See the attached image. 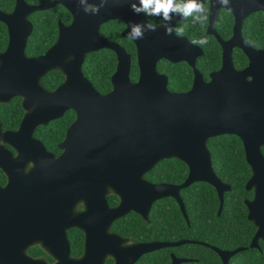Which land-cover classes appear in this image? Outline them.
<instances>
[{"label":"water","instance_id":"1","mask_svg":"<svg viewBox=\"0 0 264 264\" xmlns=\"http://www.w3.org/2000/svg\"><path fill=\"white\" fill-rule=\"evenodd\" d=\"M209 1L207 34L215 36L223 48L222 68L210 75L209 82L197 68V61L204 55V50L186 36L165 35L164 28L159 26L155 32L146 31L143 39H131L137 47L139 67V80H131L132 54L119 43L105 38L101 27L110 21L120 20L126 25L122 37L129 38L130 22H150L144 13L137 15L132 11L131 3L136 0H107L95 15L85 12L84 6L87 3L98 6L100 0H85V4L80 0H55L47 6H30L25 0H17L13 13L0 10V22L8 27L10 36L8 48L0 54V103L9 102L14 97L23 99L27 113L17 134L19 139L22 135L28 136L25 147L30 154H49L34 138L35 130L63 117L67 110L72 109L78 117L69 130L65 145L75 147L76 139L83 137L84 155H94L99 153V149H106L113 181L121 189H128L127 193L119 190L121 207L114 211L118 215L138 206L146 216L155 199L175 195L179 198L180 189L194 182L219 185L208 141L222 135H236L244 141L248 161L254 171L251 181L260 177V184L254 182V187H264V156L261 152L264 146V50L253 48L242 34L244 21L254 13L264 12V0H229L227 6H222L218 0ZM58 4L73 14L72 24L60 26L58 41L44 56L29 58L26 48L34 30L30 15ZM222 9L235 18L234 35L228 41L223 40L216 29ZM183 20L174 15L172 25L176 27ZM234 48L241 49L249 59V65L243 70L235 67ZM102 49L113 51L118 59L117 70L112 76L113 91L106 95L101 94L83 73L86 57ZM161 60L186 62L194 69V83L189 92L173 93L169 90L168 76L158 72ZM56 70L64 74L65 82L56 90L49 91L42 86L41 80ZM111 142L137 150L132 157L120 159ZM174 158L190 167V175L184 185H153L146 181L145 175L159 162ZM13 185L2 192L11 194L16 190ZM18 195H11L14 200L9 208L0 201V227L10 229L7 233L9 238L0 239V245H8L4 252L15 251L12 260L23 248L36 244L31 238L30 241L22 240V236L28 237L23 233L24 229L29 225L30 229L40 227L36 222H23L26 217L22 215L24 210L21 206L27 201L20 193ZM134 195L147 198L146 208L139 206L140 200H134ZM56 212L58 210L52 212L54 216ZM37 219L46 218L40 216L34 220ZM255 219L264 220V212ZM41 224L61 226L62 222ZM256 224L260 228L257 240H264V222ZM113 238L121 241L117 236ZM132 248L138 254L145 251L140 246ZM92 251V247H87V255L78 264H90ZM117 255L116 264L119 259L128 258L124 249H120ZM1 257L0 247V264H6L1 262L5 259Z\"/></svg>","mask_w":264,"mask_h":264},{"label":"flooded vegetation","instance_id":"2","mask_svg":"<svg viewBox=\"0 0 264 264\" xmlns=\"http://www.w3.org/2000/svg\"><path fill=\"white\" fill-rule=\"evenodd\" d=\"M54 1L55 0H50L48 3L42 5L30 4L27 1L26 3L30 6H47L52 4ZM58 6H62L63 8H65L69 12L71 17V20L68 23H65L63 21L58 22L59 39L60 26H70L74 20L73 14L64 5L61 4L41 11H48ZM14 10L8 14L13 13ZM33 14H31L30 17ZM146 19L150 21L147 16ZM162 23L163 19L159 23L153 24L160 25ZM179 23H177L176 27ZM234 27L235 18L232 36L229 39H223L219 34L218 35L225 41L230 40L234 35ZM56 42L43 55L35 57H30L27 54L26 55L29 58H38L44 56L56 44ZM219 44L222 48L220 42ZM8 45L9 41L6 49L8 48ZM236 49L239 48L233 49V60ZM5 51L0 52V54L4 53ZM221 68L222 66L220 67V69ZM219 70L213 71L212 73ZM50 73H48L46 76H48ZM212 73H210V75ZM160 74L168 76L164 73ZM210 75L208 79H206L203 75L206 82L210 81ZM45 77L42 78L41 84L45 89H47L42 83ZM138 80L139 77L136 81H132L137 82ZM64 82L65 79L57 88H59ZM57 88L47 90L53 91ZM190 90L185 92L170 91L173 93H186ZM112 91L113 84L111 91L100 93L106 95ZM16 99L21 100V110L23 111L22 115L20 111L16 112L17 110H14V112H11L12 114L14 113L13 117L12 114L9 118H4L3 116L0 117V201H4L5 206L9 208L11 205H13L14 200L11 195H18L20 193V196L27 201L26 203H22L21 206V208L24 210L22 215L26 217L23 222H29V224L30 222H36L40 224V227H33L32 229H30L29 225V227H26L24 229L25 232L23 233H26L29 238L24 235L22 236V240L29 239L30 241L31 238L33 242L36 241V244L28 245L20 252L16 251L19 254L16 255L13 260L12 257L14 256L15 251L7 250L4 252V248L8 247V245L1 244V255H3V257L1 258H5L1 260L2 263L78 264L79 262H81V259H83L87 255V247L88 249L90 247H92L93 249V251L91 252L90 264H116V258L118 256L117 252L120 251V249H124L127 251L128 258L119 259L118 264H159L160 257L163 262V257H165L166 260L167 255H169L170 257V264H174V262H176L175 264H209L211 260L220 262V264H231V261L234 260L242 252L254 250L260 252L261 254H264V240H257L260 228L256 224V222H264V220L255 219L256 216L261 215L262 211L264 212V187H254L256 185L254 182L260 184L261 180L260 177H258L256 181H251L254 176L253 167L248 161L245 143L238 136L222 135L212 139L225 136L238 137L241 140L244 148V158L246 164L248 165V169L242 167L243 172L241 169H236L233 172H229L225 169V167L219 168L214 162L212 153L209 149L211 153L213 169L216 173V179L219 185L215 187L213 184L204 181L194 182L187 188L180 189L177 195L179 198L175 197V195L155 199L151 203L146 216L139 211L138 206L136 207V209H132L128 212H124L118 215L114 211L121 207L122 199L119 195V190L123 192L125 191L127 193L128 189H121L113 181L111 166L107 163V156L105 155L106 149L101 148L98 150L99 153L94 155H84L83 137L76 139L75 147H67L65 145L69 130L78 117L75 110H67L63 117L51 121L47 126H39L35 130L34 138L39 140L44 145L50 155H31L29 149L25 147L26 141L29 140L28 136L22 135L19 139V134H17L20 131L21 124L27 113L23 106V99L21 97H14L9 102L0 103V112L6 107L12 108V105ZM70 111L74 112L75 119L67 127L66 131L64 132L63 138L60 140V142L57 143L55 149L49 148L41 139L36 137V132L39 128L48 127L53 122L63 119ZM19 115H21V118H18ZM212 139H210L209 141H211ZM111 145L113 146L120 159H127L132 157V154L137 150L132 146L130 147L117 145L113 142H111ZM20 148L21 151L19 150ZM261 152L264 156V146L261 147ZM171 160L178 159H166L159 162L153 168V170L145 175L146 181L153 185H168L174 187H180L184 185L189 178L190 167L183 161L182 162L185 163L188 168L187 177L184 181L179 182L177 180V182H158L152 180L149 177L154 172V169L156 167H162L161 165L164 162H168ZM41 178L42 180H40ZM235 182H241L243 184L242 187L238 188ZM13 183L14 185L12 187L16 189L15 191H13L11 194L8 192H2V190H5L9 185H12ZM26 183L29 184L27 185ZM196 184H204L209 186L208 188H206V193L212 200V204L210 205L209 202L205 199L208 205L207 207H205L204 222H208L209 231L207 232L209 233H206L204 235L196 234L194 223L199 222V220L195 218L194 207H190V204L185 201V191L191 189V187ZM133 192L136 193L135 188L133 189ZM30 193H32V197H30ZM133 199H138V201L140 200L139 206L146 208V197L142 195L141 197H137L136 195H134ZM142 200L144 202L141 203ZM168 201L174 202L173 213L180 216V219L175 220L177 222H184L188 226L189 230L192 231L191 234H188L182 239H171L169 237L163 236L162 234H160V236H154L156 233L150 234L147 231V227L152 226L153 222H161L164 211L169 208L166 205ZM30 206L32 207V209H30ZM35 210L40 211L35 212ZM56 210H58V213H54L56 214L55 217L52 212H55ZM211 210H215V217L218 220L217 222L211 220L213 218ZM40 216L45 217L46 219L34 220L35 218ZM45 222H62V225L56 226L50 224H41ZM8 232H10V229L0 227V239L9 238V234H7ZM30 232L32 233V237H30ZM262 233V236H264V229L262 230ZM113 236H117L121 241H116ZM232 239L243 241V244L237 245L236 243H232ZM178 243H180L181 245L168 246L170 244ZM134 246H140L145 251L138 254L133 250L132 247ZM225 258H227L226 261L224 260Z\"/></svg>","mask_w":264,"mask_h":264},{"label":"trees","instance_id":"3","mask_svg":"<svg viewBox=\"0 0 264 264\" xmlns=\"http://www.w3.org/2000/svg\"><path fill=\"white\" fill-rule=\"evenodd\" d=\"M30 4L42 5L48 3L50 0H26ZM206 10L208 19L203 23H193L191 17L180 22L177 27L183 28V34L189 38L190 41H199L206 39L207 43H194L204 49L205 54L199 58L198 69L208 79L210 73L219 70L222 66V48L218 40L207 34L209 25V0H202ZM16 0H0V10L10 13L14 10ZM147 16V15H146ZM152 23H159L162 18L156 16H147ZM34 31L31 35L26 54L30 57L43 55L58 39V22L63 21L68 23L71 20L69 12L62 6L55 7L48 11H39L30 17ZM234 17L233 15L222 10L217 24L218 34L223 39H229L233 34ZM125 24L122 21H110L103 25L102 33L106 38L117 41L129 53L133 54V64L131 77L136 81L139 77V68L137 65V48L132 40L123 38L122 32L125 29ZM244 38L253 46V48L264 50V12H259L251 15L244 22L243 26ZM9 41L7 26L0 22V52L5 51ZM234 61L237 69H243L249 64V60L244 52L236 49L234 53ZM117 56L111 50L103 49L99 52L91 53L84 64L83 72L86 77L94 84L96 89L101 93H106L112 90L111 78L117 70ZM158 71L167 74L169 77V89L173 92H185L191 89L194 80L193 69L185 62L172 63L167 60H161L158 63ZM65 77L59 72H51L46 76L42 83L49 89L57 88ZM21 110V100L16 99L12 108L6 107L0 112V117L9 118L11 112ZM14 113L12 114L13 117ZM19 115L18 118H21ZM75 119V114L70 111L66 116L56 122H53L48 127H41L36 132V137L41 139L49 148L55 149L56 145L64 136L67 127ZM209 149L212 153L214 162L219 168H224L233 172L242 167L248 169L244 158V148L241 140L236 136H225L212 139L208 143ZM162 167H156L154 172L149 176L152 180L158 182H177V180L184 181L187 177L188 168L185 163L179 160H171L164 162ZM236 186L242 187L241 182H235ZM209 186L204 184H196L191 189L185 191V201L190 204V207L195 209V218L199 222H195V232L198 235L209 233L208 222L205 220V207L207 202L212 204V200L206 193V188ZM169 208L163 213L161 222H153L152 226L147 227V231L154 236L162 234L163 236L175 239H182L191 234L188 226L184 222H177L175 219H180L179 215L173 213L174 202L168 201L166 204ZM213 218L211 220L218 221L215 217V210H211ZM222 223V222H220ZM173 239V240H175ZM242 242V243H241ZM232 243L242 245L243 241L232 239ZM169 255L163 257V262L160 257L159 264H170ZM209 264H220V262L211 260ZM231 264H264V254L251 250L242 252Z\"/></svg>","mask_w":264,"mask_h":264},{"label":"clouds","instance_id":"4","mask_svg":"<svg viewBox=\"0 0 264 264\" xmlns=\"http://www.w3.org/2000/svg\"><path fill=\"white\" fill-rule=\"evenodd\" d=\"M107 0H100L99 5L85 4V0H80L81 4H85L84 11L91 14H98L100 7H103ZM222 6H227L229 0H218ZM132 11L139 15L144 13L147 16L161 17L164 21L162 25H155L151 22H130L128 36L133 40L144 38L146 31L155 32L157 27H163L165 35L181 36L183 34L182 27H174L172 25L173 16H179L182 19L192 18L193 23H203L208 19L207 10L202 0H136L131 3ZM193 43L205 44L206 39L193 41Z\"/></svg>","mask_w":264,"mask_h":264}]
</instances>
